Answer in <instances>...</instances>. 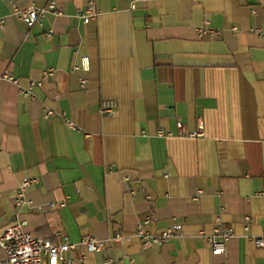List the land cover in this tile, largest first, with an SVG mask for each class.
Returning <instances> with one entry per match:
<instances>
[{
	"label": "crops",
	"instance_id": "0c3cea01",
	"mask_svg": "<svg viewBox=\"0 0 264 264\" xmlns=\"http://www.w3.org/2000/svg\"><path fill=\"white\" fill-rule=\"evenodd\" d=\"M50 1L0 0V237L20 217L76 244L77 264H264V0H54L61 13L33 26L14 15ZM218 221L235 235L214 255L201 232ZM141 224L183 234L145 245Z\"/></svg>",
	"mask_w": 264,
	"mask_h": 264
},
{
	"label": "built area",
	"instance_id": "2783aa9c",
	"mask_svg": "<svg viewBox=\"0 0 264 264\" xmlns=\"http://www.w3.org/2000/svg\"><path fill=\"white\" fill-rule=\"evenodd\" d=\"M129 1L131 8L135 9L141 0ZM245 1L248 2L249 0ZM50 11L61 13V9H59L54 0L50 1L48 8L38 7L36 5H30L25 8H20L18 6L14 7V15L23 19L29 26H33L35 23L40 22L43 16ZM253 11H255V9ZM98 14L95 1H90L84 8L78 10V16L85 22L92 18H96ZM2 24L3 20H0V25ZM234 29H236V27H234ZM199 30L201 32L209 31L212 34L220 33V30L211 28L210 26H207L205 29L200 28ZM48 35H52V32H48ZM260 35L263 36L264 33H260ZM89 65V57H84L81 63L75 65V68L87 70ZM45 73L46 76L53 75L54 69H48ZM4 78L14 82L17 81L15 76L10 72L5 73ZM82 81L84 82V79H82ZM34 85L35 82L31 81L29 89H24L25 94L29 95L30 89H32ZM117 106L118 102L114 99L104 100L102 102V110L108 114L114 113ZM52 113V109H49L48 115ZM67 123L69 126L74 127L72 121L67 120ZM178 128L181 135L203 136L205 134L204 124L202 122L199 123L198 131L194 133H188L181 121L178 123ZM163 133V130L159 131V134ZM36 180V178H29L22 181L15 199L17 207L21 208L26 204H30V200L26 196V190L28 186ZM131 192L132 194L136 193L134 189H132ZM63 204L64 203H62V205ZM250 221L251 218L247 217V222ZM148 222L147 220L146 223ZM26 225L27 220L18 217L16 222L9 225L3 236L0 237V247L6 252V257L4 260L0 261V264H77L73 258L68 256V252L75 248L76 244L69 241L68 238H65L64 241L60 243H54L49 238L37 237L25 230ZM138 233L145 245L163 243L175 236L183 234L181 224H174L161 233H153L145 229L144 225L141 224ZM201 234H204L210 243L212 253L214 255H221L227 251V245L235 235V230L233 227L223 225L218 221L212 233L206 234L205 231H202ZM81 242L92 252L101 250L105 246V241L92 235H85ZM255 242L259 246H264V234L260 237H255Z\"/></svg>",
	"mask_w": 264,
	"mask_h": 264
}]
</instances>
